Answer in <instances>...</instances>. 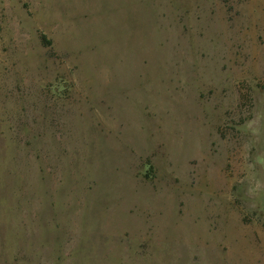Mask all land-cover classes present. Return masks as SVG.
<instances>
[{
  "label": "rangeland",
  "instance_id": "374dc122",
  "mask_svg": "<svg viewBox=\"0 0 264 264\" xmlns=\"http://www.w3.org/2000/svg\"><path fill=\"white\" fill-rule=\"evenodd\" d=\"M0 264H264V0H0Z\"/></svg>",
  "mask_w": 264,
  "mask_h": 264
}]
</instances>
